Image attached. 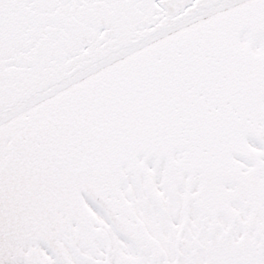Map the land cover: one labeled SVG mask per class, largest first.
Returning <instances> with one entry per match:
<instances>
[{
  "label": "snow or ice",
  "instance_id": "1",
  "mask_svg": "<svg viewBox=\"0 0 264 264\" xmlns=\"http://www.w3.org/2000/svg\"><path fill=\"white\" fill-rule=\"evenodd\" d=\"M0 264H264V0H0Z\"/></svg>",
  "mask_w": 264,
  "mask_h": 264
}]
</instances>
